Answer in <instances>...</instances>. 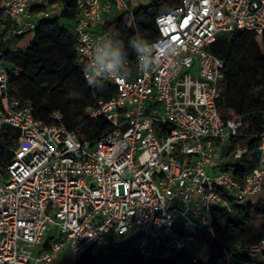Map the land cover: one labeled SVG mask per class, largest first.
Instances as JSON below:
<instances>
[{
    "label": "built area",
    "instance_id": "1",
    "mask_svg": "<svg viewBox=\"0 0 264 264\" xmlns=\"http://www.w3.org/2000/svg\"><path fill=\"white\" fill-rule=\"evenodd\" d=\"M70 2L84 77L98 43L110 39L92 26L120 13L132 19L126 0H0V12L14 34L26 36L19 45L26 47L38 23ZM155 24L156 70L144 75L137 60L128 61L125 74L103 80L115 94L86 109L109 124L93 142L68 131L58 112L51 124L36 120L30 104L10 94L0 63V129L19 132L0 172V264H52L64 248L74 263L99 259L107 246L134 239L141 264H264V236L218 253L197 239L214 235V212L264 194V129L256 163L241 176L235 164L252 161L247 147L232 152L233 173L213 162L241 135L245 117H221L224 63L208 51L223 34H264V0H180ZM190 241L205 254L185 259Z\"/></svg>",
    "mask_w": 264,
    "mask_h": 264
},
{
    "label": "trees",
    "instance_id": "2",
    "mask_svg": "<svg viewBox=\"0 0 264 264\" xmlns=\"http://www.w3.org/2000/svg\"><path fill=\"white\" fill-rule=\"evenodd\" d=\"M179 3L180 0H149L146 6L133 9L132 19L126 13L107 19L102 32L110 39L116 37L125 43L140 32L152 42L157 37L155 19ZM76 16L74 2L66 3L58 14L39 22L29 44L20 47L26 36L14 34L8 16L0 12V63L10 77V94L29 103L36 120L51 124V116L58 112L68 131L75 132L80 141L93 142L109 124L102 117L90 118L86 109L95 106L100 99L112 97L115 90L106 84L102 88L90 87L83 77L82 67L77 66ZM208 51L224 63L219 83L221 98L217 104L221 117L224 120L245 117L241 135L232 139L221 152L224 159L231 156L236 147L248 148L252 161L244 156L235 164L238 167L235 175L241 176L242 171L256 163L257 136L264 129V34L234 31L219 37ZM128 61L131 65L136 61L131 52ZM18 135L15 128L2 126L0 129V172L12 159L11 150L17 148ZM221 166L228 169L234 164L221 163ZM258 219L261 224L255 227ZM213 225V236L206 233L197 236L213 252L218 253L237 242H257L264 236V194L231 202L230 212H214ZM140 244V239H134L109 245L99 259L85 256L74 264H141ZM195 256L202 254L198 252ZM183 257L188 259V254ZM161 264L171 263L162 261Z\"/></svg>",
    "mask_w": 264,
    "mask_h": 264
},
{
    "label": "clouds",
    "instance_id": "3",
    "mask_svg": "<svg viewBox=\"0 0 264 264\" xmlns=\"http://www.w3.org/2000/svg\"><path fill=\"white\" fill-rule=\"evenodd\" d=\"M129 52L135 55L138 70L147 75L157 68V53L155 46L140 32H136L124 40L112 37L98 43L94 55L84 69V77L90 87L102 88L103 80L109 76L119 77L125 74ZM171 54V49L165 50L164 56Z\"/></svg>",
    "mask_w": 264,
    "mask_h": 264
},
{
    "label": "rangeland",
    "instance_id": "4",
    "mask_svg": "<svg viewBox=\"0 0 264 264\" xmlns=\"http://www.w3.org/2000/svg\"><path fill=\"white\" fill-rule=\"evenodd\" d=\"M128 6L130 7V9H134L136 7H140V6H146L149 2V0H126ZM111 16H113V14H111ZM109 18L108 16L104 18V20L98 24H95L92 26V30L96 31V32H100V29H102V25L104 24V22L106 21V19ZM226 35V34H223ZM213 162L214 163H231L233 162V158L232 156H229L227 158L222 159L221 155H220V151L216 152V155L213 158ZM217 171H219V169L217 168ZM230 171H232L231 173L234 172L233 168H230ZM259 224H261V220H257L256 221V225L255 227H257ZM187 234H191V230L187 229ZM189 247V252H188V256H192L193 254L197 253L198 251H203V255L205 254V248L204 247H200L197 244H194L193 242H189L188 244ZM202 255V256H203ZM52 264H74V261L72 260V257L69 254V251L67 248H64L63 251H61L56 259L54 260V262ZM101 264V263H98Z\"/></svg>",
    "mask_w": 264,
    "mask_h": 264
},
{
    "label": "bare ground",
    "instance_id": "5",
    "mask_svg": "<svg viewBox=\"0 0 264 264\" xmlns=\"http://www.w3.org/2000/svg\"><path fill=\"white\" fill-rule=\"evenodd\" d=\"M198 252H200V253L203 255V251H198ZM198 252H197V253H198ZM197 253H195V255H196Z\"/></svg>",
    "mask_w": 264,
    "mask_h": 264
},
{
    "label": "crops",
    "instance_id": "6",
    "mask_svg": "<svg viewBox=\"0 0 264 264\" xmlns=\"http://www.w3.org/2000/svg\"><path fill=\"white\" fill-rule=\"evenodd\" d=\"M107 19H108V18H107ZM107 19H106V20H107ZM94 32H96V31H94ZM100 32H102V29H100Z\"/></svg>",
    "mask_w": 264,
    "mask_h": 264
}]
</instances>
